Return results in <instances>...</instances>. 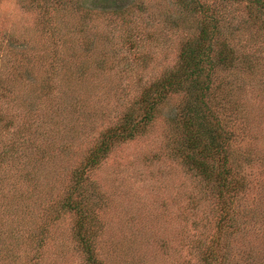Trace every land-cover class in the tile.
<instances>
[{"label":"rangeland","instance_id":"obj_1","mask_svg":"<svg viewBox=\"0 0 264 264\" xmlns=\"http://www.w3.org/2000/svg\"><path fill=\"white\" fill-rule=\"evenodd\" d=\"M207 20L226 209L183 156L187 88L91 162ZM86 244L95 264H264V0H0V264H91Z\"/></svg>","mask_w":264,"mask_h":264},{"label":"trees","instance_id":"obj_2","mask_svg":"<svg viewBox=\"0 0 264 264\" xmlns=\"http://www.w3.org/2000/svg\"><path fill=\"white\" fill-rule=\"evenodd\" d=\"M202 7L205 5L198 6L199 9ZM198 8L196 7L197 10ZM216 30L218 26L214 21L204 22L196 45H187L173 71L157 78L144 89L138 102L141 105L140 110L130 111L126 120H123L124 124L113 129L114 131L108 135L109 141L105 140L92 157V163H96L100 154L109 149L112 140L132 139L141 132L155 116L157 108L165 104V99L174 90L187 88V100L182 105L181 116L176 119L183 125L184 139L187 141L185 142L187 150L183 152V156L192 169L216 184L220 193L218 198L222 206L227 208L225 206L227 198L224 194H228L231 191L230 187L233 186L229 177L231 170L226 167L229 159L228 142L232 134L224 130L217 118V112L210 108L208 96L216 77L215 72L223 66L227 57L226 52L214 47L215 40L218 43ZM139 113L142 117L137 119ZM86 250L91 258L90 263L95 264L90 244H86Z\"/></svg>","mask_w":264,"mask_h":264}]
</instances>
